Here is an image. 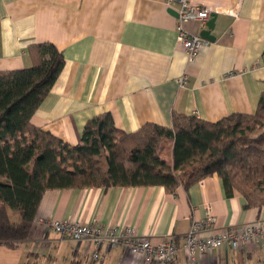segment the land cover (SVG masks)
<instances>
[{"label":"crops","instance_id":"0c3cea01","mask_svg":"<svg viewBox=\"0 0 264 264\" xmlns=\"http://www.w3.org/2000/svg\"><path fill=\"white\" fill-rule=\"evenodd\" d=\"M190 1L217 16L212 29L184 25L210 42L194 63L178 43L177 11L167 0H0V72L30 68L38 44L62 52L64 67L32 123L72 147L86 123L106 113L127 133L148 123L172 128L174 113L212 123L254 114L264 92V0ZM171 147L165 140L161 157L168 163ZM208 205L218 229L264 218V207H245L238 191L227 195L215 174L173 193L163 186L49 189L36 219L132 228L154 245L174 241L179 251L171 264H190L182 248ZM96 251L35 221L17 248L0 246L1 264H142L121 247L98 249L102 262L91 260ZM196 264H264V243L223 248Z\"/></svg>","mask_w":264,"mask_h":264},{"label":"trees","instance_id":"16d2710c","mask_svg":"<svg viewBox=\"0 0 264 264\" xmlns=\"http://www.w3.org/2000/svg\"><path fill=\"white\" fill-rule=\"evenodd\" d=\"M30 54V68L0 72V246L15 249L29 237L49 189L163 186L173 193L217 174L227 195L238 191L245 207H264V92L254 114L214 123L174 113L172 128L148 123L127 133L102 114L72 147L32 123L64 56L52 43ZM167 139L171 163L161 157Z\"/></svg>","mask_w":264,"mask_h":264},{"label":"built area","instance_id":"2783aa9c","mask_svg":"<svg viewBox=\"0 0 264 264\" xmlns=\"http://www.w3.org/2000/svg\"><path fill=\"white\" fill-rule=\"evenodd\" d=\"M171 8H176L179 24L177 26L178 43L184 49L188 61L194 63L202 48L210 42L199 36L190 34L185 29V23L196 22L202 28L208 27L213 13L209 8H198L190 0H167ZM173 8V9H174ZM184 80H182V84ZM36 224L55 232L61 240L71 242H89L97 249L91 254L93 261L105 260L98 249L124 248L127 253L138 256L142 264H171L178 255V247L174 241L154 245L147 237H141L132 228L104 227L98 222L87 225L70 223L69 221H46L36 219ZM264 243V218L239 227H216V218L210 205L206 208V216L202 221H194L186 236L183 250L190 264H196L201 255H210L223 248L238 251L243 246Z\"/></svg>","mask_w":264,"mask_h":264},{"label":"water","instance_id":"95a60500","mask_svg":"<svg viewBox=\"0 0 264 264\" xmlns=\"http://www.w3.org/2000/svg\"><path fill=\"white\" fill-rule=\"evenodd\" d=\"M216 17H217L216 14H213L211 20L208 22V27L210 29H212L214 27V23H215ZM209 35H210V32H206V34H202V37H204V38H207L208 37L210 39V36Z\"/></svg>","mask_w":264,"mask_h":264},{"label":"rangeland","instance_id":"374dc122","mask_svg":"<svg viewBox=\"0 0 264 264\" xmlns=\"http://www.w3.org/2000/svg\"><path fill=\"white\" fill-rule=\"evenodd\" d=\"M90 258H91V256H90ZM92 260V259H91ZM2 263V256H0V264Z\"/></svg>","mask_w":264,"mask_h":264}]
</instances>
